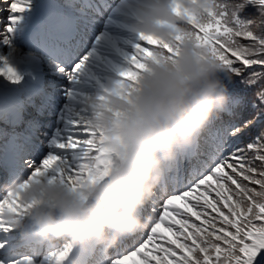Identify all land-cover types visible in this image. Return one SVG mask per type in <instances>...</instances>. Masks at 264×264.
Segmentation results:
<instances>
[{
  "label": "snow or ice",
  "instance_id": "6c2138e0",
  "mask_svg": "<svg viewBox=\"0 0 264 264\" xmlns=\"http://www.w3.org/2000/svg\"><path fill=\"white\" fill-rule=\"evenodd\" d=\"M170 3L177 34L168 41L133 27L146 0H0V78L21 83L9 55L23 43L39 76L28 94L55 102L56 120L51 139L33 124L0 148V264H264V0ZM117 23L132 38L114 29L101 75H86L89 42ZM185 39L215 67L220 103L138 210L145 226L111 246L37 236L32 211L55 202H25L20 190L46 182L86 202L126 154L115 127L110 136L91 123V95L131 104L152 66L178 61Z\"/></svg>",
  "mask_w": 264,
  "mask_h": 264
},
{
  "label": "clouds",
  "instance_id": "9594fccd",
  "mask_svg": "<svg viewBox=\"0 0 264 264\" xmlns=\"http://www.w3.org/2000/svg\"><path fill=\"white\" fill-rule=\"evenodd\" d=\"M146 4L142 20L132 21L133 27L173 40L177 28L172 23L170 0H146ZM214 72L211 62L201 60L193 42L185 39L178 61L152 66L131 104L118 95L100 101L92 94L87 101L91 123L109 130L110 136L115 127L127 143L126 154L86 202L67 188L46 182H33L20 190L25 202L41 194L55 202L54 207L32 211L28 223L34 233L45 239L68 235L74 243L91 237L111 246L121 236L142 229L146 218L138 210L150 197L165 166L191 143L219 106L221 84ZM116 110L127 113L126 118L117 119Z\"/></svg>",
  "mask_w": 264,
  "mask_h": 264
},
{
  "label": "rangeland",
  "instance_id": "374dc122",
  "mask_svg": "<svg viewBox=\"0 0 264 264\" xmlns=\"http://www.w3.org/2000/svg\"><path fill=\"white\" fill-rule=\"evenodd\" d=\"M115 15V14H114ZM117 21H119L121 18L120 17H116ZM119 29V31L124 35V36H128L129 33H127V30L125 28H123L122 25L120 24H114L111 27H106L105 29H102L98 35L100 36L99 41L92 38V45L91 47L88 49L89 52H92L93 55L90 57V60L92 61V63L88 66V68L85 70V74L86 75H91V74H96L99 73L97 72V68H96V63L98 62V60L105 55V49L107 47H109V42L112 39V35H110V33H113L114 29ZM15 47L17 49H19V51H13L11 52V54L9 55V59L10 62H12L15 66V60L16 59H20V58H24L25 60H27L28 62L30 61V57L27 55L28 53V49L27 47L21 43V42H16ZM21 52H23L24 54L21 55ZM34 77V75L32 76ZM2 81L0 82V85L3 83H8L7 81H5L3 78ZM22 82V81H21ZM24 83V82H23ZM11 88H14L15 85H11ZM63 87V85H62ZM21 90H25L27 88L25 87H19ZM0 90L2 91V86L0 88ZM49 105L53 108V110L51 112H45L47 109L49 110ZM30 116H32L33 120H30L29 122V126L31 127V125L36 124L37 120H44L47 125L45 126L46 128H44L45 130H39L40 131V135H41V139H44L47 136V133L50 131V126L53 125L52 119H55V102H52L48 105H44L43 103L35 108H31V113H29ZM7 124V123H6ZM12 129L9 128V126L6 125V128L4 130V132L0 133L1 135L6 136V138H8V140H10L12 137L14 136H20L18 131H14ZM25 133V132H24ZM22 136V135H21ZM52 136H49L48 139H51ZM46 146H47V142H45Z\"/></svg>",
  "mask_w": 264,
  "mask_h": 264
},
{
  "label": "bare ground",
  "instance_id": "6f19581e",
  "mask_svg": "<svg viewBox=\"0 0 264 264\" xmlns=\"http://www.w3.org/2000/svg\"><path fill=\"white\" fill-rule=\"evenodd\" d=\"M24 53L23 52H21V55H23ZM35 86H37V85H35ZM30 87H34L32 84H30ZM8 93H10L12 96H16V94L13 92V90H10ZM17 97V96H16ZM38 126V125H37ZM55 129V127L52 129V131ZM52 134V133H51Z\"/></svg>",
  "mask_w": 264,
  "mask_h": 264
},
{
  "label": "trees",
  "instance_id": "16d2710c",
  "mask_svg": "<svg viewBox=\"0 0 264 264\" xmlns=\"http://www.w3.org/2000/svg\"><path fill=\"white\" fill-rule=\"evenodd\" d=\"M130 37H131V35H130ZM131 38H132V37H131ZM131 38H130V39H131Z\"/></svg>",
  "mask_w": 264,
  "mask_h": 264
}]
</instances>
